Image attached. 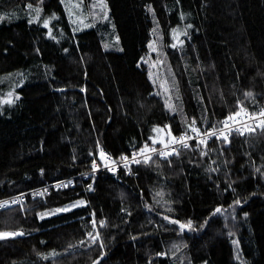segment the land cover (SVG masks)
Returning <instances> with one entry per match:
<instances>
[{"label":"trees","instance_id":"16d2710c","mask_svg":"<svg viewBox=\"0 0 264 264\" xmlns=\"http://www.w3.org/2000/svg\"><path fill=\"white\" fill-rule=\"evenodd\" d=\"M105 2L114 43L63 0H0V198L85 172L97 144L119 159L264 109V0ZM197 144L0 208V233H24L0 264H264V129Z\"/></svg>","mask_w":264,"mask_h":264},{"label":"built area","instance_id":"2783aa9c","mask_svg":"<svg viewBox=\"0 0 264 264\" xmlns=\"http://www.w3.org/2000/svg\"><path fill=\"white\" fill-rule=\"evenodd\" d=\"M239 109H238V111H239ZM245 109L247 110V113L249 114V116L251 114L260 112V111L251 112L249 109H247V108H245ZM233 113H230V114L224 116L220 121H223L227 116L232 115ZM262 119H264V117H259L258 116L255 120H252V119H249L248 116H243L242 118H237V120L240 121V122L239 123H235L234 126L235 127H240L241 123H243V124L250 125L252 128H254L256 130V129L259 128V127H257V124ZM213 128L219 130V129L223 128V125L219 122L218 125L206 128L205 130L204 129H200V128H198V129H200V133L203 134L206 131L212 130ZM185 133L188 136H190V137H194V139H190V140L187 141L188 144H189V147H190V145L193 142H199V137H197V133L192 132L190 129L184 130V131L180 132L179 134H177L176 136H172V137L179 138L180 136L185 135ZM248 133H250V132H245L243 135H246ZM234 134H238V133L233 131L229 135V137L234 135ZM211 139H217V138L216 137H210V138L207 139V141H209ZM217 140H221V139H217ZM148 146L150 148L151 147H155L158 151L161 150V149H164V144H161V145H148ZM143 147L144 146H142V147H140V148H138L136 150H133L129 154H125L119 159H115V158H113V156L111 155V153L107 149H105L102 145L97 144L96 157L93 159V161H92V163L90 165V168L88 170H86L85 172H82L81 174L76 175V176H70V177L54 180V181L45 183L43 185L33 187L31 189L23 190V191L15 193V194L8 195V196H5L3 198H0V203L7 202V203L4 204L3 207H0V208H6V207H11V206H14V205H17V204H21L22 202L26 201L30 197L32 199L45 198L46 194H48L52 190H60V189H63V188H66V187L74 185L76 177H78L80 179L81 178L90 179L89 186H91V184H92L95 176L97 175V173H99L100 171H103V169H107L108 170V167H110V171L108 170L109 173H112V175L115 178H117L118 180L121 179V177H120L121 175L120 174L123 173V172L125 174L136 175L134 167L138 163H134L133 162V154H136L135 158L139 159L141 161L144 160L145 156H150L151 157V156L157 155V154L151 153V152H147L144 155H141L140 154V149L143 148ZM172 148H175L176 152H178L180 149H183V147H181L180 144H169V147L167 149H165V150L171 151ZM101 152H103V154H104L103 156H101ZM157 156L161 157L159 155H157ZM123 157H127L128 160L124 161L122 159ZM168 157H170V156H168ZM161 158H165V157H161ZM94 162H95V164L97 166L95 170H93V163ZM125 163L127 164V167H125ZM107 170H105V171H107ZM89 189H91V188L89 187ZM13 201H15V202H13Z\"/></svg>","mask_w":264,"mask_h":264},{"label":"snow or ice","instance_id":"6c2138e0","mask_svg":"<svg viewBox=\"0 0 264 264\" xmlns=\"http://www.w3.org/2000/svg\"><path fill=\"white\" fill-rule=\"evenodd\" d=\"M0 19H2V17H0ZM45 26H47L48 24V21H45ZM189 27H191V25H189ZM175 31V30H174ZM173 47H176V45H172ZM167 91V89H165ZM9 96H11L12 94L9 93L8 94ZM246 96H252V93H247ZM18 99V97H17ZM5 103H12L11 100H7V101H4ZM166 107H168L170 110L172 111H176V108L170 104V103H167L166 102ZM243 116H248L249 119H252V120H255L258 116L259 117H264V109H261L259 113H254V114H251L249 116V114L247 113V110L245 108H243L242 106H240V109L239 111H236L234 112L232 115H229L227 116L223 121H220V123L223 125V128L217 130L215 128H213L212 130L210 131H206L205 133L201 134L200 133V129H198L197 127H195V124H196V121L195 119L192 120L191 124L188 125L189 129L194 132V133H197V137H199V142L197 144V147H199L200 145H206L207 143V139L210 138V137H216L217 139H222L223 142H228L229 140V135L235 131L237 132L238 134L240 135H243L245 132H253L255 131L254 128H252L250 125L248 124H243L241 123V126L240 127H235L234 124L235 123H239L240 121L237 120V118H242ZM257 127H260L261 129H264V119L260 120L259 123L257 124ZM154 132H157V133H160V132H163L164 130L163 129H153ZM170 135V130H169V133ZM152 140V144L155 145L156 143H161V144H164V149H161V150H157L155 147H149L148 144H145L143 148L140 149V154L141 155H144L145 153L147 152H151V153H155L161 157H165L167 158L168 156H171V155H174V154H178L176 152V149L175 148H172L171 151H167L165 149H167L169 147V144H180L181 147L183 148H187L189 147V144H188V140L190 139H194V137H190L188 136L186 133L185 135H182L180 136L179 138L177 137H172L170 140H168L167 142H165L164 139H160V140H157L155 138H150ZM205 155L207 153H204ZM103 152H101V156H103ZM136 154H133V162L134 163H141V160L139 159H136L135 158ZM124 161H127L128 158L127 157H123L122 158ZM151 159L150 156H145L143 162L144 163H148L149 160ZM96 164L95 162L93 163V170L96 169ZM125 167H127V164L125 163ZM213 171H215V169H213ZM91 188V186H89ZM15 202V201H13ZM7 203V202H4V203H0V207H3L4 204ZM84 202L83 201H79L77 202L76 205H72V206H69V207H66L64 209H57L56 211H69L70 210V207H75V206H79L81 204H83ZM237 203H239V201H237ZM221 209H216V212H220ZM54 214V213H53ZM48 215V213H42L41 214V218H43L44 216ZM96 221L93 220L92 221V225L93 227L95 228L96 226ZM100 226L103 227L104 226V221H100ZM172 223H175V224H179V227L181 230L183 229H191L192 228V222L189 220L186 224H182L180 223L179 221H172ZM24 233L22 232H13V233H0V239H3L5 237H9V236H17V235H23ZM89 235L91 236L92 234L89 233ZM98 236L99 234L97 233L96 236H92V240L93 242H96V240L98 239ZM103 245H101L102 247ZM49 255H52V256H55L57 255L55 252L53 253H50ZM45 259H47V256L44 257ZM94 264H96V262H94Z\"/></svg>","mask_w":264,"mask_h":264},{"label":"rangeland","instance_id":"374dc122","mask_svg":"<svg viewBox=\"0 0 264 264\" xmlns=\"http://www.w3.org/2000/svg\"><path fill=\"white\" fill-rule=\"evenodd\" d=\"M63 4L67 16L70 19V22L76 28H84L91 25H95L96 23H101L103 25V23H106L108 21V10L105 0H63ZM107 28H108L107 33L109 32L111 33V37L109 41L114 43L116 41V35L113 32L112 24L108 23ZM174 36H175V40L178 41L177 32L174 33ZM151 54L154 61L157 64L155 73L163 76V85H164V89H166L167 80L165 78L162 68L159 66V62L156 61L157 52H156V45L154 43L150 45L149 55ZM105 170L107 169H103V171ZM108 170L110 171V167H108ZM108 170L106 172H109ZM45 198H36V199L43 200Z\"/></svg>","mask_w":264,"mask_h":264},{"label":"water","instance_id":"95a60500","mask_svg":"<svg viewBox=\"0 0 264 264\" xmlns=\"http://www.w3.org/2000/svg\"><path fill=\"white\" fill-rule=\"evenodd\" d=\"M171 220H173V219H171Z\"/></svg>","mask_w":264,"mask_h":264}]
</instances>
